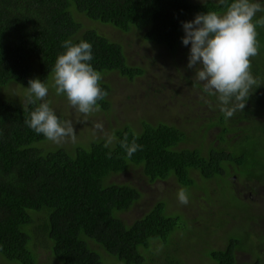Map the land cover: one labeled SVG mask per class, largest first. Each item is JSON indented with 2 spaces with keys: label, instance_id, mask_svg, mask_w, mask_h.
Masks as SVG:
<instances>
[{
  "label": "trees",
  "instance_id": "obj_1",
  "mask_svg": "<svg viewBox=\"0 0 264 264\" xmlns=\"http://www.w3.org/2000/svg\"><path fill=\"white\" fill-rule=\"evenodd\" d=\"M231 2L0 0V264H41V255L43 264H103L95 250L115 257L111 264H184L185 245L210 232L225 246L206 242L209 264H264L255 253L264 244V26L257 25L258 54L251 58V73L262 85L253 87L245 108L231 117L222 111L209 116V105L220 104L203 91L194 68L191 77L181 79L205 96L199 101L207 104L204 114L191 118L187 111L179 116L182 122L141 119L113 129L115 139L107 147L104 138L90 147L70 139L55 144L25 123L41 101L29 104L26 112L22 106L30 79L54 80L52 69L66 51V40L91 43L90 63L102 75L116 71L134 81L148 73L149 67L129 62L121 42L85 27L79 15L164 47L160 54L169 56L178 71L179 51L187 66L191 48L185 50L182 43V22L222 12ZM254 2L264 6V0ZM262 16L258 12L254 22ZM100 87L109 95L103 79ZM108 95L98 101L100 109L109 108ZM125 137L129 145L135 140L141 146L131 157L121 146ZM206 138L214 139L208 148ZM131 171L135 179H125ZM233 174L252 191L263 188L261 203L238 199ZM146 180L169 182L177 193L184 189L189 203L178 204L177 197L167 196L174 192L169 190L143 205L139 186ZM173 205L175 215L170 214ZM129 210H135L130 221L122 216ZM239 250L254 258L237 257Z\"/></svg>",
  "mask_w": 264,
  "mask_h": 264
},
{
  "label": "clouds",
  "instance_id": "obj_2",
  "mask_svg": "<svg viewBox=\"0 0 264 264\" xmlns=\"http://www.w3.org/2000/svg\"><path fill=\"white\" fill-rule=\"evenodd\" d=\"M225 2L219 0L222 5ZM258 12H264V6L254 0H232L222 12L208 11L197 14L192 21L182 22L185 32L182 43L185 46L191 44L187 67L195 69V79L203 84V91L217 97L226 118L231 117L237 108L244 109L253 87L262 85L251 73V58L258 54L256 28L257 25L264 26V16L254 22ZM63 47L66 51L58 55L52 69L53 86L57 95H66L78 115L87 117L100 110L98 101L108 95L100 87L102 74L90 63L93 59L91 43L66 40ZM28 83L29 87H24L27 102L22 105L23 110L28 111L29 104L41 103L31 111L30 119L25 123L55 144L69 139L74 143L76 130L73 122H62L50 107V101L46 99L48 86L39 78L30 79ZM204 97L198 89L190 93V99L195 98L191 100L192 105L197 101L202 103ZM207 109L206 104L204 110L197 108L195 111L196 114L204 111V114ZM79 122L87 121L77 120ZM94 128L104 131L102 123H95ZM104 135L107 147L115 137L107 132ZM121 146L128 157L141 147L135 140L129 145L127 137ZM177 198L181 204L189 203L184 189L178 191Z\"/></svg>",
  "mask_w": 264,
  "mask_h": 264
},
{
  "label": "rangeland",
  "instance_id": "obj_3",
  "mask_svg": "<svg viewBox=\"0 0 264 264\" xmlns=\"http://www.w3.org/2000/svg\"><path fill=\"white\" fill-rule=\"evenodd\" d=\"M79 19L85 27L96 28L111 39H116L121 42L124 45L129 62L149 67V71L146 75L137 77L134 81L116 71L107 72L102 75V79L107 82L111 88L108 95V101L110 103L109 108L106 110L100 109L98 112L87 117L78 115L76 110L69 104L66 96L56 94L55 87L53 86L54 80L45 83L49 88L46 99L50 101L51 108L63 117V121L73 122L77 133L75 142L84 144L85 146L89 145L90 147L92 141L101 138L105 139V132L112 135L113 129H118L128 124L138 123L141 119L154 124L166 118H170L172 122L175 120L182 122L183 120L179 116L185 114L187 111L193 115L191 118L196 117V111L193 109L190 93L194 92L197 88L194 84L191 85L188 80L181 79L191 77V74L189 71L190 68L183 65L180 61V51L177 64L181 68L177 71L173 67V64H171L169 56L162 57V54H160L161 51L164 52V47L159 48L156 45L146 42L141 35L134 31L122 32L110 24L93 21L83 15H79ZM185 48V50L189 51V45ZM152 58H154L153 62L155 65H153ZM182 103L184 105L183 107ZM197 103V108L205 109V105L200 104L199 101H197ZM177 109H180L181 112L177 113ZM203 112L204 111H200L201 114H203ZM191 118H188V120ZM77 120H86L87 122L77 123ZM95 123H102L104 131L96 130L94 128ZM186 127L192 129L191 126L186 125ZM213 141L214 139L212 138H206L205 148H208ZM123 175L126 177L125 179L134 178L132 171L124 173ZM168 186L169 182L166 184L161 181L154 184L147 182V180L140 182L139 188L143 192V205H145L144 202L147 200L148 202L152 201V197H164L162 195H166L169 192ZM172 190H174V188H172ZM176 193L177 191H174L167 196L173 195L177 197ZM253 199L255 200V196ZM256 199L261 203L262 198L260 194H258V198ZM178 204L181 203L178 201ZM176 209L178 208L173 205L170 208V214H177L178 212ZM122 216L130 221L135 217V210L122 213ZM209 234H211V232ZM209 234H201L198 240L193 243L188 242L187 245H185L186 251L188 252L184 254L186 259L184 264H209L207 257L204 255V248L206 242L211 239L214 241L213 248L225 246V241L218 235ZM203 235H206L205 239ZM208 235L209 237H207ZM93 246L97 245L93 244ZM97 248L99 247L97 246ZM200 249L202 251H195ZM208 249L209 247L206 250ZM95 251L100 255L103 264H111L112 260L116 261L115 257L104 250L102 252L99 250ZM255 253L264 258V249H261V246L256 247ZM241 256L246 261H250L254 258L249 254H241ZM40 261L42 262L41 264L46 262V260L42 259V255L40 256Z\"/></svg>",
  "mask_w": 264,
  "mask_h": 264
},
{
  "label": "flooded vegetation",
  "instance_id": "obj_4",
  "mask_svg": "<svg viewBox=\"0 0 264 264\" xmlns=\"http://www.w3.org/2000/svg\"><path fill=\"white\" fill-rule=\"evenodd\" d=\"M214 105H209V109H210V112L212 114H210L209 116H212V115H216L217 112H221V108L220 107H217V101L215 102H212ZM187 131V129H185ZM232 178V182H233V187H234V190H235V193L238 197L239 200H243V201H247V202H251L253 205H255L256 202H259L257 201L256 198H258V194H260V197L262 198L263 196V188L262 187H258L256 188V190L254 189L253 191L251 190L250 186L248 184H246L245 182H243L244 180H241L238 178L237 174H233L230 176ZM163 183H167L166 181H161ZM262 192V193H261ZM255 196V200L253 199ZM207 246L205 245V248ZM261 249H264V245L261 246ZM238 255L237 257H242L241 254H248L246 250H239L238 251ZM241 253V254H240Z\"/></svg>",
  "mask_w": 264,
  "mask_h": 264
}]
</instances>
